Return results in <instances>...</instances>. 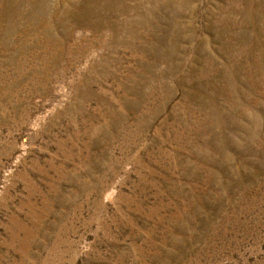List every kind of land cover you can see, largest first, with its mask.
Here are the masks:
<instances>
[{"label": "rangeland", "instance_id": "374dc122", "mask_svg": "<svg viewBox=\"0 0 264 264\" xmlns=\"http://www.w3.org/2000/svg\"><path fill=\"white\" fill-rule=\"evenodd\" d=\"M0 264H264V0H0Z\"/></svg>", "mask_w": 264, "mask_h": 264}]
</instances>
